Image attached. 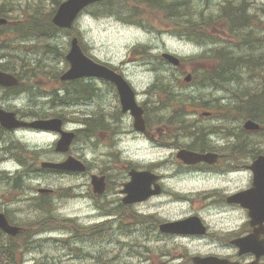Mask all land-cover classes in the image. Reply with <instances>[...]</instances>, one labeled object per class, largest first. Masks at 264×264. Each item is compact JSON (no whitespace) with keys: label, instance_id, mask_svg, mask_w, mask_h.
<instances>
[{"label":"rangeland","instance_id":"obj_1","mask_svg":"<svg viewBox=\"0 0 264 264\" xmlns=\"http://www.w3.org/2000/svg\"><path fill=\"white\" fill-rule=\"evenodd\" d=\"M7 1V9L10 12H7L8 16L4 15L3 17L7 16L6 18L10 20V26L14 27L17 24H29V17L35 14L34 11L37 13L36 17L40 20H45L50 16L52 19L59 4L64 0ZM130 1L125 3L126 8L139 9L136 3ZM192 1L195 2L196 12L204 11L205 14L210 12L216 14L222 8L219 3L220 0H211L209 10H205L202 1ZM263 5L264 0H253L250 6V11L259 16V20H255V25L257 35L260 38L264 36V16L261 13ZM123 6L120 3V6L115 10L112 9L111 12L101 13L100 15L84 11L75 28H73L75 33L67 35L66 31H60L56 35L46 38V41L50 44L57 45L59 49L55 50L52 47H47L45 45L46 41L42 38L38 40V38L28 37L25 40L19 39L17 41L15 39L22 32L11 33L5 31L2 34L3 42L6 40L5 42L8 44L7 41H10L16 48L9 52L11 55L9 57L3 56L2 51H0V62L7 60L11 62L16 72L22 75L21 80L24 82L21 85L22 87L25 85L29 86V89L35 87L32 93L31 90H28L23 94L12 97H4L0 90V105L2 107L17 110L21 117H26L29 121L40 117L30 115L26 113L27 111L40 110L45 115L52 112H61V116L65 120V127L73 131L84 128L82 122L99 113L105 116L106 123L114 121L115 124V121H119V132H114L115 128L113 129L107 124L97 125L92 132V138L81 139L77 143L73 142L69 152L64 154L55 150L56 142L60 138L58 133L28 129H19L11 134L0 131L5 134L0 136V209L1 211L7 210L16 219V224L31 225L28 229L25 227V230L32 232L38 230L36 229L38 225L35 224L43 215L35 210V206L29 203L30 198L36 194L34 188H50L56 191L57 196L54 195L52 201L60 199L63 191L71 189V194L66 196V200L56 203V214L60 215L62 219L74 220L80 226L85 224L86 226L83 225L84 228L99 220L97 209L88 197H84L85 194L83 193L87 188V182H92L90 176L86 177L80 173L59 175L40 167L42 161L60 162L67 159L71 154L86 158L94 169L117 165L116 169H118L121 176L126 175L124 169L126 164H130L129 162H132L134 166H149L155 169V172L165 174L164 182L166 188L169 189L168 193L139 205L134 210L132 219L130 218L128 221L135 222L133 217L137 214L143 217L142 223L131 224V231L127 234L119 232L116 228L112 231V238H108V241L101 240V249L100 247L93 248L89 246L88 243L91 245V242L88 239L84 241L81 237L75 234L72 235L64 228L62 230H45L36 236H28L25 233L24 236L14 237L16 249L13 250L15 254L13 256L18 264H193L192 258L194 255L216 251L213 243L207 239L179 238L175 235L163 236L157 226L156 229L151 228L153 224H157L153 222V219L175 221L195 213L202 214L204 219L212 224L222 226L220 217H223V210L217 213L216 209L205 207L204 201L196 195L200 190H205L213 184L227 186L228 181L223 180V178L198 180L196 177H192L190 173L184 171V166L176 157L177 145L154 144L146 136L136 135L135 132V134L128 135V137L122 136L124 133L128 134L123 130L133 129V118L129 114L122 116L119 114L121 112L119 100L115 97L113 89L102 84L101 81H85L93 83L95 87V93L87 101L72 102L69 99L61 100L55 97V91L60 96L66 95L64 87H62L64 82L61 81L60 76L68 69L66 54L70 49L71 38L78 35L81 46L87 54L118 68L124 73L136 89L139 103L144 104V102H147L149 107L153 108L154 99L158 100V96H163L156 93L151 95L148 93L149 88L156 83L161 86L162 83L171 81L179 92L193 94L198 99L201 96L204 98L201 100H210L206 106H201L198 102L195 104L194 100L193 104H188L186 109L189 112L198 111V114L195 116L189 115V118L196 120L199 118L202 122H209L212 125L224 123V134H226L227 128L236 129L240 132L239 128L243 127L244 124L241 118L225 120L218 119L219 116L207 117L204 115L205 111L215 110L216 107L222 108L220 105L227 103L226 106H229L233 102L239 103V101L234 100L236 96L230 91L223 90V88L221 90V87L217 88L215 85L208 83L202 85L198 81L203 77V71L210 69L212 66L213 59H210L211 57L202 58V56L204 54L210 55V51L217 45L213 38L217 37V39L219 38L224 42H229L230 36L223 32L224 29L219 26L205 28L210 40L198 42L182 37L172 31L169 24H165L160 20L161 17L164 18L162 11L153 10L151 12L143 9L144 12L140 11L141 14L137 18L138 23H128L121 19L123 15L129 14V11L125 10ZM24 7L28 9L24 10ZM135 47H147L154 57H141L133 50ZM163 52H170L179 56L182 60L181 66L176 67L169 62H163L164 60L161 57ZM257 53L256 55L264 54V45L258 48ZM254 64L255 66L256 64L260 65L262 68L260 70L256 68L255 72L251 73L245 70L243 66H239L236 70L239 72V77H241L240 81L227 82L225 85L232 84L234 87L243 89L244 92L246 89L251 92H259L262 88L261 76L264 72V63L257 58ZM34 66L39 68L38 73L32 78L26 79L27 74H32L30 71ZM58 74L59 76H57ZM187 75H191L189 81L185 80ZM213 96L225 97L218 99L216 102L218 106L213 108L215 101ZM164 109L160 113L165 114L166 120L157 121L152 120L153 118L150 120V123L155 126L160 123L162 133H165L164 130H169V128L171 129L176 125L167 121V118H170L173 114L171 106H166ZM225 109V107L220 109L222 111L220 116L226 115L224 113ZM155 116H158V114ZM96 121L101 122V120ZM154 128H152V132L156 133ZM184 132L185 135L188 133L187 130ZM224 134H214L212 137L213 143L223 145L233 142L232 139L225 138ZM182 137L184 139L179 140L181 144L178 146H185L190 141L186 136ZM168 139L174 141L171 138ZM244 142L245 149H254L255 152L252 153L264 154V137L261 133H245ZM20 143L31 152V157L26 158L24 166L19 161ZM246 162H250V159H247ZM35 165L40 167V171L32 168ZM244 173L241 179L234 182L235 186L242 188L251 184V173L249 171ZM20 176L25 186L16 188V179ZM124 180L126 183L130 182L131 175H127ZM123 188L125 189V186ZM174 192L188 194L189 197L186 201H182L172 196ZM145 214H149L150 217L147 218ZM104 219L106 217L101 218V220ZM103 228L106 232H109L106 226ZM72 236L74 237L71 238ZM6 237L0 236L1 244H8ZM101 237L107 239V236ZM68 238L71 239L70 242ZM17 246L23 248L17 249ZM101 253L108 255H101ZM8 254L12 256V254ZM6 263L15 264L14 259H11V263L10 260Z\"/></svg>","mask_w":264,"mask_h":264},{"label":"trees","instance_id":"obj_2","mask_svg":"<svg viewBox=\"0 0 264 264\" xmlns=\"http://www.w3.org/2000/svg\"><path fill=\"white\" fill-rule=\"evenodd\" d=\"M130 0H102L100 3L95 4L87 9V12H92L96 15H100L101 13L111 12L112 9L118 8L120 6V3H122L125 8V10L129 11V14L123 15L121 19L128 23L136 24L138 23L137 18H139V15L141 14L140 11L144 10H150L151 12L153 10L162 11L164 13V18L159 17L161 21H163L165 24H169V26L172 28V31H175L178 35L182 37H187L191 40L198 41V42H205L210 40L209 36H207L205 32V28H212L214 26H219L220 28L224 29L223 32H226L230 39L229 42H224L220 40L217 37H214L215 40V48H213L210 55H203L202 58L211 57L210 59H213L212 66L210 69H205L203 71V77H201L198 81H200V84H213L215 87L220 88L221 90L225 89L226 91L232 92L233 95H235L236 101H239V103L233 102L232 105H228L227 103L224 105H220L222 108H218L217 101L220 98H223L225 96H213L214 98V106L217 109H225V114L223 116H219L218 119H225V120H233V119H243L248 120L252 119L256 122H259L263 127L259 131V133L262 134L264 137V72L261 76L262 78V88L259 92H251L249 89H246L245 92L243 89L239 87H234L232 84L225 85L227 82H239L241 77H239V72H237V67L243 66L245 70L250 71L251 73L255 72V69L257 68L260 70L262 67L260 65L255 66L254 62L255 60L260 59L262 63H264V54L256 55L258 48H260L262 45H264V36L263 38L258 37L257 35V27L255 25V20H259V16L256 13H253L250 11L251 2L253 0H220L219 3L222 6V8L218 11V13H209L205 14L204 11H195V2L192 0H132L130 2L136 3V5L139 7L135 9L126 8L125 3ZM202 1V3L205 6V10H209L211 0H199ZM119 3V5H118ZM7 0H2L0 3V17H3L4 15L8 16L7 12H10L9 9H7ZM28 9L27 7H24V10ZM144 9V10H143ZM123 10V9H122ZM124 10V11H125ZM28 12V11H26ZM35 14L31 15L29 17V24L21 25L17 24L14 27L10 26V20L8 19V22L5 24H1L0 27V51H2V55L5 57H9L10 51L15 49L16 47L12 45V42L7 41L8 44H6V40L3 42L2 34L5 33V31L11 32V33H20L21 35H18L15 40H25L28 37L35 38L40 40L39 38H42L46 41V38L48 36L56 35L58 32L66 31L67 35H71L74 31L72 30H61L60 28L56 27L52 21L51 16L45 20H40L36 17ZM261 13L264 16V5L261 7ZM6 16V17H7ZM258 16V17H257ZM4 17V18H6ZM158 18V19H159ZM75 33V32H74ZM208 33V32H207ZM10 34V33H9ZM209 35V34H208ZM78 36V35H77ZM79 37V36H78ZM41 39V40H42ZM45 45L47 47H52L54 50L59 49L57 45L50 44V42L46 41ZM218 46V47H217ZM248 49V51H246ZM137 54H140L143 58H151L154 57V55L148 50L147 47H135L133 48ZM245 51V52H244ZM8 53V54H6ZM165 62V61H163ZM181 66V65H180ZM260 67V68H259ZM39 68L34 66L30 72L32 74H27L25 76L26 79L32 78L35 76L36 73H38ZM0 70H5L12 72L16 74L18 77L22 78V75H19L16 72V69L12 66L11 62L4 61L0 62ZM264 71V69H263ZM59 76V74L57 75ZM59 80V78H58ZM64 86V90L66 92L65 96H60L56 91L54 92L55 97L63 100V99H69L72 102H79L88 100L92 97V95L95 93V87L94 84L91 82H84L82 80H77L75 82H64L62 84ZM33 89H29L27 87L20 86H14L5 89L4 87H0V90L2 91V95L4 97L7 96H15L22 94L23 92H26L24 90H31L30 92H34ZM148 93L153 95L156 93L157 95L160 94L163 97L158 96V100L156 98L154 99V107L150 108L147 102L143 104V107L145 109V116H147V120L150 122L151 118L152 120H166L164 117L165 114L160 113L163 112L164 107L171 106V109L173 111V114L170 118H167V121L175 123L177 126L181 127L182 129H188L194 127L193 124H189L188 121L190 120H196L194 118H189V115H192L191 112H189L186 107L188 104H197L201 106L208 105L207 103L210 100H201L204 99L201 96L196 98L193 94L189 93H183L177 91L175 88V85L170 81L167 83H162L161 86H159L157 83L152 85L149 88ZM196 98V100H195ZM198 99V100H197ZM236 103V104H235ZM165 110V109H164ZM168 111V110H167ZM26 113L30 115H34L35 117H50V116H61V112H52L48 115H45L40 112V110L37 111H27ZM154 114V115H153ZM158 116H155L157 115ZM93 116V117H92ZM89 117V119H85L82 122V125L84 128L78 129L75 131V141L74 143H77L81 139H90L92 138V132L95 130L97 125H105L109 124L110 122L106 123L105 116L103 114L96 113L95 115H92ZM226 116V117H225ZM64 117V115H63ZM190 119V120H189ZM96 120H101V122H98ZM96 121V122H95ZM85 122V123H84ZM214 130V129H213ZM0 131L6 132L2 127H0ZM215 131V130H214ZM3 132H0V136L5 135ZM248 133V132H247ZM171 139H176L175 136H170ZM198 142H191L189 144H186L185 146L189 148L197 149ZM252 144V143H249ZM248 144V145H249ZM20 156L19 161L24 166L26 164V158L31 157L30 151L27 150L23 144L20 143ZM247 153L255 152L254 149H246ZM38 156V155H37ZM33 161V159H32ZM36 171H40V167L38 165L32 166ZM21 176L16 179L15 187L18 188L19 186H23L24 183H22ZM25 186V185H24ZM71 190V189H70ZM69 189L62 192L61 197L69 193L71 194ZM52 195H42L37 198V204L33 205L35 206V210L39 211L41 214V217L39 218V221L35 225H38V227L35 231L28 232L27 229L31 225H21L23 223H18L23 227V230L17 235V236H24L25 233H27L28 236H36L40 234L41 232L45 230H53V229H69L72 231V235L77 236H110V230L109 232L105 231L104 228L101 229H95L93 227L84 228L80 226L76 221L71 219H62L60 215L56 214L54 203L52 201ZM1 210V209H0ZM6 214H9L7 210H5ZM134 220L132 224H138L142 223L143 217L135 214ZM25 227L27 229L25 230ZM110 228V226L108 225ZM0 236H7L5 233L0 229ZM8 239V244L3 245L0 243V262L1 264H9L6 263L8 260L14 259V263L18 264L17 261H15V254L14 249H16L14 244V238L12 237H6ZM106 239L102 238V240ZM108 239V238H107ZM23 247H18L17 249H20ZM8 250V252H7ZM6 251V252H5ZM104 251V250H102ZM106 252V251H105ZM4 253V254H3ZM8 253L12 254L9 255ZM14 255V256H13ZM101 255H108L106 253H101ZM102 259V257H101Z\"/></svg>","mask_w":264,"mask_h":264},{"label":"flooded vegetation","instance_id":"obj_3","mask_svg":"<svg viewBox=\"0 0 264 264\" xmlns=\"http://www.w3.org/2000/svg\"><path fill=\"white\" fill-rule=\"evenodd\" d=\"M118 69V68H117ZM119 72L122 73L118 69ZM19 79V82L15 86L22 85L23 80H21L20 77H17ZM96 81H101L102 84L108 85L111 89H113L115 93V97L119 100V95L117 93L116 86L107 80L104 79H91ZM12 86H4L5 89L10 88ZM25 87L29 88V86L25 85ZM26 91V90H24ZM120 102V101H119ZM2 106V105H0ZM5 107V106H3ZM215 106H213L214 108ZM6 108V107H5ZM7 109V108H6ZM120 109V108H119ZM10 110V109H9ZM20 118L21 117L17 110H15ZM121 111V109H120ZM217 112V114H215ZM224 112V111H223ZM220 113H222L219 109H212L204 112V115L209 117H218L220 116ZM122 115H128L129 113H123L120 112ZM192 115L198 114L197 110L191 111ZM130 115V114H129ZM120 116V117H121ZM26 118V117H25ZM146 118V129L144 131H138L134 128V124H132L133 129L123 130L125 132H128V134H122L124 137H128V135H133L137 133L136 135L140 134L142 136H146L148 140H151L154 144H171V145H177L178 151L182 148L192 150L199 153H208L213 152L217 153L218 157L213 163L201 161L194 164H187L183 162L180 158H178L177 153L176 157L178 161L184 166V171L190 173L192 177H196L198 180H206L209 178L215 179V178H223V180L228 181L227 186H220L219 184H213L209 188H205V190H200L198 192V195H196L199 199L203 200V204L205 207H208L210 209H216L217 213L221 212L223 210V217H220L221 222L220 224L222 226H218L216 224H212L207 219H204L203 215L200 213H195L191 216H198L201 219V223L203 224V227L205 228L203 233H185V234H173V233H167V232H161L163 236H178L179 238H193V239H207L213 243L215 246L216 251H212L208 254H197L196 256L201 257H207V256H216L219 258H222L224 261V264H264V213L259 215L257 219H253L249 215V210L242 204V202H235L230 201L229 199L242 191L248 190L253 186V172L250 168V165L252 161H254L261 153L259 154H249L246 153L245 149V142H244V135L246 133V130L243 127H240V132L236 131V129H229L227 128L226 134H224V128L223 124L218 125H212L209 122H202L199 120H190L188 121L189 124H193L194 127L188 129H182L181 127L175 125V127H172L169 130H164L165 133H162V127L159 125H153L147 120ZM197 118V117H196ZM111 121L108 125H110L114 132H118V126L119 121ZM244 122V121H243ZM171 123V122H169ZM156 124V123H154ZM158 124V123H157ZM262 126V125H261ZM155 127L156 133L152 132V128ZM263 127V126H262ZM215 131H214V130ZM30 130V129H28ZM185 130L188 131V133L185 135ZM261 130V129H260ZM17 130H8L10 134L12 132H16ZM39 132H46L43 130H39ZM135 132V133H134ZM249 132H257V130L249 131ZM224 134L225 138L232 139L233 142L230 144H223L220 145L218 143H213V135L214 134ZM175 136L176 139L172 142V140H169L168 138H171L170 136ZM186 136L187 139L190 141L186 144H189L191 142H198L197 149L189 148L187 146H178L181 144L179 142L180 139H184ZM182 137V138H181ZM185 137V138H186ZM177 151V152H178ZM79 157L83 160V162L86 164V170L81 172L80 174L91 178V175L93 173L99 175V176H105V182L106 187L105 190L102 192H95L92 186V183L89 181L87 182V185L85 188L86 190L83 191L85 194L84 197H88V199L91 201L93 206L97 209V216L100 217L99 220H96L95 222H92L88 225V227H93L95 229H101L104 226H106L109 230L110 236H107V238H112V231L117 228L119 232L121 233H129L131 231V222L128 221V219H132L133 212L139 205L145 204L148 200H151L152 198L158 197L162 194L168 193V188H166L165 185V174H159L155 172V169L149 167V166H134L132 162H129L130 164L125 165L124 171L126 172V175L121 176L119 175L118 169H116V166H110L105 168H98L94 169L92 167L91 163L86 160V158L79 155ZM247 159H250V162H246ZM133 167H136L138 170H147L153 173V175L157 176L156 181L153 183L152 188H155V184H159L161 188V192L158 195H153L149 197L148 199L137 202V203H126L124 201V198L126 197V193L123 191L124 186L126 184V181L124 178L129 175L130 169ZM127 169V171H126ZM249 171L251 173V184L248 186H243L240 188L239 186H235L234 182L238 179H241V176L245 174L244 172ZM59 175L64 174H70L68 172L64 171H57L55 172ZM75 175V173H72ZM121 174V172H120ZM114 175V176H113ZM235 176V178H234ZM227 184V183H226ZM234 185V186H232ZM239 187V188H238ZM41 187L34 188L36 194L34 197L30 198L32 205L37 204V198L42 195H56L57 192L52 191H40ZM235 188H237L235 190ZM193 193V192H192ZM69 193L64 195L63 197H60V199H56L53 201L54 207H57L56 203L61 202L62 200H66V196H68ZM172 196H175L177 199L180 200H187L189 197L188 194H182V193H173ZM122 210V212L120 211ZM5 213V211H4ZM6 214V213H5ZM9 218L10 222L15 224L16 219L11 216L10 214H6ZM147 218L150 217L149 214H145ZM188 216V217H191ZM102 217H106V219L101 220ZM186 217V218H188ZM185 219V218H183ZM233 219V220H232ZM180 220V219H179ZM154 223L151 229H156V226L160 229V225L163 222H166L164 220H155L153 219ZM227 224H226V223ZM82 224V223H80ZM85 224H82L83 226ZM110 226V228L108 227ZM116 225V226H115ZM86 226V225H85ZM122 226V227H121ZM84 227V226H83ZM23 230V227H22ZM56 230V229H53ZM68 232L73 234L71 230L68 229ZM248 236H252L253 240L256 241V245L254 244V247H248L247 245L243 246V249L236 243L238 239H245ZM17 237V236H14ZM72 236L71 238H73ZM81 239L89 240L90 243L89 246L96 248L100 247L101 249V236H79ZM108 241V239H105ZM68 241L70 242L71 239L68 238ZM73 241V240H72ZM83 248V247H81ZM84 249V248H83ZM94 250V249H93ZM243 250V251H241ZM195 256V255H194ZM194 256L192 258L193 264H196L194 262ZM93 257V256H92ZM101 261V260H100Z\"/></svg>","mask_w":264,"mask_h":264},{"label":"water","instance_id":"obj_4","mask_svg":"<svg viewBox=\"0 0 264 264\" xmlns=\"http://www.w3.org/2000/svg\"><path fill=\"white\" fill-rule=\"evenodd\" d=\"M100 0H64L57 8L52 17L53 23L60 28L71 29L79 18L80 13L93 3ZM7 22L6 18H0V23ZM162 57L174 66H179L181 60L178 56L164 52ZM70 67L61 75L62 80H73L81 77H97L103 78L113 82L119 92L120 102L123 112H130L134 118V127L139 131L146 129V121L144 118V108L137 101L136 91L125 76L108 65L98 62L89 55H87L78 38L75 36L71 40L70 49L66 55ZM191 75H187L185 80L189 81ZM19 82L17 76L14 74L0 70V85L14 86ZM63 119L60 117L52 118H36L31 121L20 119L17 117L15 111L6 110L0 107V124L9 130L16 128H34L42 130H51L61 135L56 144V151L68 152L74 140L75 133L63 129ZM246 130H259L260 124L253 120H247L244 123ZM178 158L187 164H194L197 162L205 161L213 163L217 157V153H199L185 148L177 152ZM43 168H51L64 171L83 172L86 170L85 163L72 155L67 159L56 161H42ZM253 171V186L245 191L233 195L229 200L235 202H242V204L249 210V215L253 219H257L259 215L264 213V154H260L250 165ZM131 181L125 184L126 193L124 201L126 203H137L148 199L153 195H158L161 192L159 184L153 183L156 181L157 176L153 175L150 171H141L133 168L130 173ZM92 186L95 192H102L105 190L106 182L105 176H98L93 174L91 176ZM40 191H51L47 188H41ZM0 229L10 235H16L20 232L21 227L13 225L9 222L6 215L0 211ZM160 230L167 233L185 234V233H203L205 228L201 223L198 216H191L185 219L176 221H167L160 225ZM236 243L243 249V246L254 247L256 241L252 236L245 239H238ZM243 251V250H241ZM223 259L216 256H194L196 264H224ZM255 264V263H250Z\"/></svg>","mask_w":264,"mask_h":264},{"label":"bare ground","instance_id":"obj_5","mask_svg":"<svg viewBox=\"0 0 264 264\" xmlns=\"http://www.w3.org/2000/svg\"><path fill=\"white\" fill-rule=\"evenodd\" d=\"M15 57V56H14ZM121 212H122V210H120ZM11 224H13V223H11ZM13 225H15V224H13ZM116 226V225H115ZM122 227V226H121Z\"/></svg>","mask_w":264,"mask_h":264}]
</instances>
